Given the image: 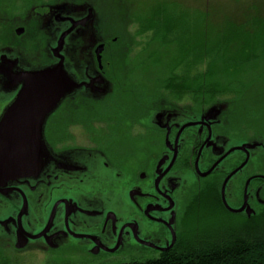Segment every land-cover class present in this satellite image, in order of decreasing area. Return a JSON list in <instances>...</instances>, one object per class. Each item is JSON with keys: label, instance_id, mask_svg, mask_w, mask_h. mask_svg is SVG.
I'll list each match as a JSON object with an SVG mask.
<instances>
[{"label": "flooded vegetation", "instance_id": "1", "mask_svg": "<svg viewBox=\"0 0 264 264\" xmlns=\"http://www.w3.org/2000/svg\"><path fill=\"white\" fill-rule=\"evenodd\" d=\"M54 7L32 10L19 21L43 23L47 51L41 67L58 63L56 56H61L66 72L82 86L46 119L40 159L37 151L24 152L32 160L30 169L0 178V251L19 257L34 249L62 254L68 247L93 257L178 253L194 223L190 213L201 215L195 202L201 196L219 197L227 213L247 217L245 211H229L221 199L224 180L246 158L227 181L225 203L238 210L248 181L250 217L264 206V173L249 171L258 150L264 152V142L243 140L241 132L230 130L227 104L197 106L188 95L166 98L163 90L157 104L135 114L103 104L115 84L98 19L93 16L66 35L55 56L60 35L70 22L83 20L86 11L66 7L58 13ZM17 29L23 30L20 35ZM24 33L22 27L12 32L18 38ZM100 45L99 63L95 52ZM33 70L9 47L0 48V118L21 88L16 75ZM238 176L240 192L232 205L230 184ZM210 205L204 208L213 212Z\"/></svg>", "mask_w": 264, "mask_h": 264}, {"label": "trees", "instance_id": "2", "mask_svg": "<svg viewBox=\"0 0 264 264\" xmlns=\"http://www.w3.org/2000/svg\"><path fill=\"white\" fill-rule=\"evenodd\" d=\"M18 1L19 7L16 6ZM103 1L113 3V0ZM115 1L125 15L128 54L138 45L135 38L150 34L143 48L150 51L143 63L148 64V60L160 64L162 59L167 60L168 64L161 66L159 81V91H165L166 98L188 95L197 106H233L247 86L243 75L257 71L264 59V43H261L264 18L244 16L239 24L230 22L215 27L210 23L203 25L201 19L205 17L198 16L194 20L185 12L177 14L166 0H158L148 10L140 8L137 0ZM46 5L67 8L91 5L98 13L100 1L0 0V24L5 9L20 17L22 12L30 13ZM132 24H136L137 29L130 34ZM137 58L140 60L139 55ZM195 202L201 205V215L190 213L194 223L189 221V233L182 236L178 253L127 264H264V206H258L253 216L246 217L227 213L219 197L214 200L212 196L203 195ZM209 204L213 212L204 208Z\"/></svg>", "mask_w": 264, "mask_h": 264}, {"label": "rangeland", "instance_id": "3", "mask_svg": "<svg viewBox=\"0 0 264 264\" xmlns=\"http://www.w3.org/2000/svg\"><path fill=\"white\" fill-rule=\"evenodd\" d=\"M47 0H44V2ZM100 1L98 13L93 9V16L100 23V37L104 38L106 43V52L104 59L110 61L109 69L112 81L115 86L111 89L115 91L110 98L103 104L116 105L120 108L135 112H141L143 107H150L157 104L162 98L159 95V81L162 79L161 66L167 65V60L162 59L160 64L150 63L145 55L150 51L145 48L150 34L135 38L138 45L134 46L131 54H128V32L124 27V12L119 9L117 1L112 4H106ZM109 1V0H106ZM162 2L164 0H161ZM170 2L177 14L185 12L190 18L198 16L205 17L201 19L204 25L210 23L212 26H220L230 22L241 23L244 16L251 18L253 15L264 18V0H166ZM140 8L148 10L155 5L158 0H137ZM47 4V3H45ZM21 4L18 1L16 6ZM62 6V5H56ZM85 9L81 6L71 9ZM142 9V10H143ZM86 11V10H84ZM22 12V11H21ZM26 12V11H25ZM3 21L0 24V48L9 47L14 55L19 54L23 62L31 68H42L46 60L47 38L44 32L43 23L28 25L23 24L19 19H26L29 14L22 12L21 16L13 15L11 11H3ZM102 22V25H101ZM37 24V25H36ZM24 26V27H23ZM103 26V27H102ZM24 28L25 33L20 38L12 34L15 28ZM43 28V29H41ZM137 29L136 24H132L129 33H134ZM12 30V31H11ZM115 40V43L112 40ZM261 43H264V37ZM111 40V41H110ZM140 56V60L137 58ZM257 66V71L244 74L242 79L247 81L246 88L237 103L233 106L228 105V115L230 130L237 133L241 132V139H255L264 142V59ZM261 75V76H260ZM122 107V108H121ZM123 109V110H124ZM260 170L264 173V152L258 150L255 160L249 165V171ZM254 172V171H253ZM239 176L230 184L233 200L236 202L240 188ZM217 220V219H215ZM217 222V221H216ZM42 249H34L25 256H13L8 251H0V264H127L132 262L143 263L148 260L158 258L150 252H118L114 255L91 256L82 253H76L73 247H68L64 253L53 251L51 254H44ZM44 254V255H43Z\"/></svg>", "mask_w": 264, "mask_h": 264}, {"label": "water", "instance_id": "4", "mask_svg": "<svg viewBox=\"0 0 264 264\" xmlns=\"http://www.w3.org/2000/svg\"><path fill=\"white\" fill-rule=\"evenodd\" d=\"M54 8L58 13L67 10L65 5ZM85 10V18L79 22H70L71 27L60 35L57 46L53 50L55 56L61 51L66 35L77 26H84L92 20L93 9L86 6ZM22 31V29H17L15 33L20 35ZM102 49L103 46L100 45L95 52L99 63ZM56 58L59 61L54 65L16 75L20 79L21 88L0 118V178L17 176L22 170L30 169L32 160L28 159L26 155H22L24 152L37 151L38 159H40L41 153H44L43 127L46 119L57 109L63 99L82 86L66 72L62 57L57 55ZM215 110L216 107L211 109V111ZM238 149L242 150L243 148ZM246 163L247 158L226 177L221 187V199L229 211L233 213L245 211L247 217H250L253 211L247 206L248 181L243 189V205L238 210H231L224 199L227 181ZM262 178L264 179V177Z\"/></svg>", "mask_w": 264, "mask_h": 264}]
</instances>
